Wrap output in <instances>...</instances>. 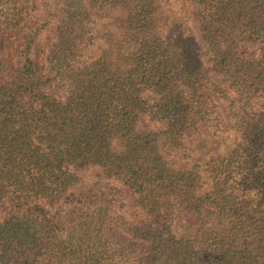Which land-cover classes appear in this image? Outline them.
Segmentation results:
<instances>
[{"label":"trees","instance_id":"obj_1","mask_svg":"<svg viewBox=\"0 0 264 264\" xmlns=\"http://www.w3.org/2000/svg\"><path fill=\"white\" fill-rule=\"evenodd\" d=\"M2 38L0 264H264V0H0Z\"/></svg>","mask_w":264,"mask_h":264},{"label":"rangeland","instance_id":"obj_2","mask_svg":"<svg viewBox=\"0 0 264 264\" xmlns=\"http://www.w3.org/2000/svg\"><path fill=\"white\" fill-rule=\"evenodd\" d=\"M191 27H195V25H191ZM0 53H8L12 56H16L17 55V50L16 49H9L6 46L5 40L2 38L0 39ZM245 55L247 57H252L253 52L252 51H248L245 53ZM230 148L229 144L226 143L224 140L220 139V140H214L207 132L202 133V135L200 137H198L197 139H195L192 142V152L191 155L194 158H200L204 155V152L207 150H214L218 153H225L226 151H228ZM16 206L15 202H11L8 204L6 210H11ZM66 221V220H65Z\"/></svg>","mask_w":264,"mask_h":264}]
</instances>
